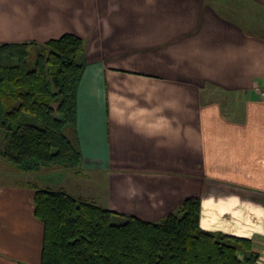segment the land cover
Here are the masks:
<instances>
[{"label":"crops","instance_id":"crops-1","mask_svg":"<svg viewBox=\"0 0 264 264\" xmlns=\"http://www.w3.org/2000/svg\"><path fill=\"white\" fill-rule=\"evenodd\" d=\"M251 1L247 29L222 0H0V43L86 41L73 137L89 176L74 196L148 221L200 197L202 228L252 239L263 263L264 0ZM214 88L233 102H210ZM100 181L105 204L85 191ZM34 186L0 187V264H41Z\"/></svg>","mask_w":264,"mask_h":264},{"label":"trees","instance_id":"trees-1","mask_svg":"<svg viewBox=\"0 0 264 264\" xmlns=\"http://www.w3.org/2000/svg\"><path fill=\"white\" fill-rule=\"evenodd\" d=\"M237 22L249 29V20ZM33 48L39 52L32 66ZM85 53V39L72 33L45 43H0V156L16 171L79 172L83 154L65 127L77 123ZM34 187L44 225L41 264H256L261 256L252 239L202 228L200 197L148 221L64 188Z\"/></svg>","mask_w":264,"mask_h":264},{"label":"rangeland","instance_id":"rangeland-1","mask_svg":"<svg viewBox=\"0 0 264 264\" xmlns=\"http://www.w3.org/2000/svg\"><path fill=\"white\" fill-rule=\"evenodd\" d=\"M222 1L224 2L223 7L226 9L227 14L232 16V17L240 18V20H243L245 25L247 24L248 20L250 21L249 17H250V12L252 11L251 6H252L253 11H257L256 5L254 7V4L251 0H222ZM258 11H259V8H258ZM38 52L39 51L36 48H33L31 50V54H30L31 65H32V63H34L36 56L38 55ZM260 91L262 93L264 92L263 89H260ZM210 93L211 94L207 98L210 102H214L217 100V101L223 102L224 105L225 104L229 105L230 103L233 102V96H231L230 93L224 92L218 88L211 89ZM240 104H242V103H239V106H240ZM65 132L70 137V139L76 143V141L74 140V137H73V128L71 126H67V127H65ZM3 141H4V133L0 132V149L2 148ZM47 169H49V170H46V172H44L45 174H43V175H42L43 172L42 173H39V172L38 173L37 172H31V173L18 172L14 169V166L11 163L7 162L6 160H4L0 156V187L3 185L11 186L15 183H23L26 181V182L37 183L40 186H42L43 188L59 189L60 188L59 186H61V185H59V182L62 181L63 182V183L61 182V184H63L62 186L66 187L69 190V192H71V194L72 193L73 194H79V193H81L80 188L77 189V186H75L74 188H71L69 185H71V182L73 183V180L76 179V177H82L84 179V178H86V176H89V173H87L86 171H81L78 173L75 171L76 175H74L73 170L66 171L65 168L55 167V168H47ZM58 170L59 171L63 170L64 173H67L66 175H68V177H69L70 184L66 183L69 181H66V182L64 181L65 178H63V176L60 178V174L55 172ZM54 172L57 174H55ZM90 175L94 176L92 174H90ZM88 178L90 179V177H88ZM44 180H46L47 183H45ZM97 184L91 183V185H89V186L85 184L84 185L85 191L87 188V189L91 190L92 194L99 195L101 197L102 201H100V199H96V200H99V202H101V204H105L104 200H106V196H107V186H104L101 181L98 182ZM75 191H78V192L75 193ZM85 191H82V192L85 193ZM256 239L264 242V236H259ZM258 245L264 250V243H261ZM262 264H264V261Z\"/></svg>","mask_w":264,"mask_h":264}]
</instances>
